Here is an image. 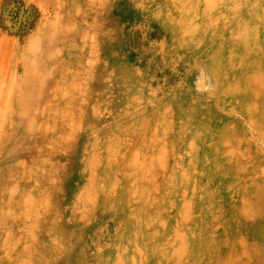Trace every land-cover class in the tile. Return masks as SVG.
<instances>
[{
  "label": "rangeland",
  "instance_id": "1",
  "mask_svg": "<svg viewBox=\"0 0 264 264\" xmlns=\"http://www.w3.org/2000/svg\"><path fill=\"white\" fill-rule=\"evenodd\" d=\"M260 1L0 0V264H264Z\"/></svg>",
  "mask_w": 264,
  "mask_h": 264
},
{
  "label": "bare ground",
  "instance_id": "2",
  "mask_svg": "<svg viewBox=\"0 0 264 264\" xmlns=\"http://www.w3.org/2000/svg\"><path fill=\"white\" fill-rule=\"evenodd\" d=\"M224 1L226 2L227 6L225 7L224 12L218 13V16L231 15L233 13V11L236 9V7H238L240 4L246 2L247 0H224ZM216 2H217V0H197V3L195 5H192L191 7H192L193 11H196L197 13H202V15L206 14L207 16H210L209 13L213 9L212 6L215 5ZM210 20H211V18H210ZM241 26H245L244 34H242V38H237V39L241 41L242 45H245L247 47L248 46V43H247L248 40L251 37L255 36L260 30H262V29L264 30V0H262L260 2H254L253 3L252 8L250 10V13H248V16L246 18V21ZM209 37H211V36H209ZM200 82H202V81H200ZM146 103H147V101H145L141 105H140V103H138L137 106L138 107H141V106L144 107L146 105ZM157 119L159 121H162L163 115L159 114L157 116ZM155 126H154V128H155ZM178 135L181 136V139H183V135H184L183 129L180 130V133ZM136 154H134L135 158H137L138 157L137 155H139V154H137V155ZM161 155H163V154H161ZM155 157H158V156H155ZM161 158H164V157H161ZM108 257H109V255L106 256V258H108ZM119 257H120V255H119ZM108 259H110V258H108ZM118 260H119V258H118ZM106 263H108V262H106ZM118 264H123V263L119 262Z\"/></svg>",
  "mask_w": 264,
  "mask_h": 264
},
{
  "label": "trees",
  "instance_id": "3",
  "mask_svg": "<svg viewBox=\"0 0 264 264\" xmlns=\"http://www.w3.org/2000/svg\"><path fill=\"white\" fill-rule=\"evenodd\" d=\"M7 19L12 24H20V26L24 25L26 23V20L29 19L28 10L24 9L23 4H20L19 6H14L9 10Z\"/></svg>",
  "mask_w": 264,
  "mask_h": 264
}]
</instances>
